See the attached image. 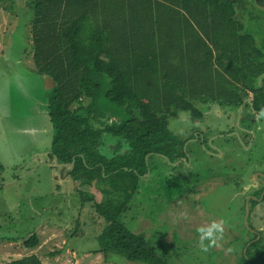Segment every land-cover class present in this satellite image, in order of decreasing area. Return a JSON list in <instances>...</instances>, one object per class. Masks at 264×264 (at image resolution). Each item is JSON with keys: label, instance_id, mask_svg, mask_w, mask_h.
Masks as SVG:
<instances>
[{"label": "trees", "instance_id": "obj_1", "mask_svg": "<svg viewBox=\"0 0 264 264\" xmlns=\"http://www.w3.org/2000/svg\"><path fill=\"white\" fill-rule=\"evenodd\" d=\"M244 3L249 0H30L33 63L56 82L48 97L55 127L49 157L75 160L74 179L108 178L125 195L120 205L94 203L106 225L93 252L106 260L167 264L158 245L118 217L148 172L146 158L185 156L186 140L172 134L171 118L186 111L200 118L211 102L239 106L250 92L254 109H264V52L240 21ZM254 3L264 8V0ZM99 120L102 127L94 124ZM105 134L129 149L107 158L100 152ZM24 245L35 248L37 236ZM8 264L42 263L33 255ZM239 264H264L263 237L242 251Z\"/></svg>", "mask_w": 264, "mask_h": 264}, {"label": "rangeland", "instance_id": "obj_2", "mask_svg": "<svg viewBox=\"0 0 264 264\" xmlns=\"http://www.w3.org/2000/svg\"><path fill=\"white\" fill-rule=\"evenodd\" d=\"M29 2L0 0V236L26 240L35 234L36 255L56 264H146L119 256L106 260L102 253L93 252L106 225L94 203L107 208L113 200L120 205L124 193L114 191L108 178L96 177L91 184H84L71 176L72 165L61 173L59 167L53 168L54 159L48 161L46 151L51 148L55 127L49 116L50 91L33 63ZM238 16L264 52V8L249 0L238 8ZM262 83L261 76L259 85ZM252 95L244 97L253 99ZM221 106L211 102L203 106L200 118L186 111L169 120L172 134L186 140L188 162L174 166L175 162L151 155L148 172L140 177L137 192L118 217L129 230L158 245L167 264H239L245 244L256 237L252 230L264 238V202L255 207L248 222L242 208L254 187V172L250 175L247 168L254 169V178L257 172H264L263 118L253 123L261 126L253 146V136H236V131L226 140L209 138L218 132L209 130L208 124ZM94 124L103 126L100 120ZM222 141L228 149L216 153ZM128 149L123 139L107 134L102 138L100 152L107 158ZM235 149L239 156L230 153ZM230 173L234 177L229 178ZM222 185L229 191L219 190ZM214 221L223 222V239L202 251L198 229Z\"/></svg>", "mask_w": 264, "mask_h": 264}, {"label": "flooded vegetation", "instance_id": "obj_3", "mask_svg": "<svg viewBox=\"0 0 264 264\" xmlns=\"http://www.w3.org/2000/svg\"><path fill=\"white\" fill-rule=\"evenodd\" d=\"M253 105H254L253 99H248L245 97L244 102L240 104L239 106H224V107L221 106L220 109L222 111L218 109L220 113L222 114L220 117L217 116L218 110L213 112L212 117L215 118V120L211 118L213 121L212 123L210 122L208 124L209 126L208 129L216 130L218 132L212 133L213 134L212 137L214 139L216 137L218 138L224 137L227 139L228 138L227 136L235 131L237 134H240L241 136H247L250 133L249 131H252V130H254L255 133L259 132L261 126L260 125L255 126L253 125V123L258 119L257 115L261 111L252 109ZM261 118H263L261 119V121L264 122V117H261ZM249 122H251L250 125L248 124ZM196 136H199V135L196 134ZM222 148L228 149L225 143H222L220 144V148L216 147V153H218L219 150ZM256 177H257L256 179H252V183H251V187L253 186L254 187L249 191L248 195L244 199V203H243L244 205L242 206V208L244 207V215H246L247 201H248L249 215L253 214V211L257 205L264 202V172L258 173ZM212 207L214 209L216 205H212ZM239 211L241 212V209ZM254 234L258 236V234L260 233L255 231ZM252 241L253 240H251L249 243H251Z\"/></svg>", "mask_w": 264, "mask_h": 264}, {"label": "crops", "instance_id": "obj_4", "mask_svg": "<svg viewBox=\"0 0 264 264\" xmlns=\"http://www.w3.org/2000/svg\"><path fill=\"white\" fill-rule=\"evenodd\" d=\"M0 27H2L1 25H0ZM44 77H45V80H44V87H45V89L46 90H48V91H51L53 88V86H54V83H52L51 82V80L47 77V75H43ZM224 107V106H223ZM222 114L220 113V111L218 110V112H217V116L218 117H220ZM212 119H214L215 120V118H213V117H211ZM212 121L213 120H211V123H212ZM210 123V122H209ZM261 128V127H260ZM250 133L247 135V136H249V137H252V140H251V146H253L254 145V143H256L255 142V137H256V133L254 132V130H252V131H249ZM236 134V136L238 135L239 136V134H237V133H235ZM213 136V134L210 136V137H212ZM229 136H231V134L229 135ZM209 137V138H210ZM217 138V140H219V139H222V138H224V137H216ZM215 138V139H216ZM197 140V142H199L200 140H199V137L197 136V138H196ZM225 140H226V138H224ZM241 139V138H240ZM222 143H224V141H222V142H219V145L220 144H222ZM101 148H102V145H101ZM100 148V149H101ZM248 149V148H247ZM184 151H186V147H185V144H184ZM47 152V154L50 156V150L49 151H46ZM187 152V151H186ZM185 152V156L184 157H182V158H180L178 161H176L175 163V165L174 166H176V165H178L179 163L180 164H182V163H184V162H188V155H187V153ZM230 153H234L235 154V157L236 156H239V153L237 152V150L235 149V151L234 152H232V151H230ZM112 156H114V155H112ZM222 156H223V153H222ZM159 157H162L161 155H159ZM163 158V157H162ZM164 159H166V158H164ZM167 160V159H166ZM52 162V166H53V168H54V164H53V160L51 161ZM242 169H244V168H242ZM247 169H249L250 170V175H251V173H255V171H254V169L252 168V167H249V168H247ZM54 171H55V169H54ZM57 172V170L55 171V173ZM60 172L62 173L63 171H62V169L60 170ZM244 173V172H243ZM254 173L252 174V176H251V178L252 179H256L257 177L255 176V178H254ZM258 173H260V172H257V174ZM256 174V175H257ZM228 175V174H227ZM238 175H240V176H243L244 174H238ZM226 176V175H225ZM225 176H223V177H225ZM231 176H233L234 177V175L233 174H229V178H231ZM221 177V176H220ZM222 177V178H223ZM243 177H245V176H243ZM245 180V179H244ZM229 187H225V186H223L222 185V187H219L218 189L220 190H223V191H229V189H228ZM247 192H248V190H249V188L247 187L246 189H245ZM245 190H244V192H245ZM60 191V190H59ZM240 194V193H239ZM67 195V194H66ZM234 197H235V195H233ZM255 204V203H254ZM231 208L230 207H228V210H230ZM247 210H249V208H248V201H247V209H246V215H247ZM229 212V211H228ZM245 215V216H246ZM248 215H249V213H248ZM249 217H250V215H249ZM249 217H248V219H249ZM245 220V219H244ZM248 221V220H247ZM46 229H49V228H46ZM50 231H53V232H55V230L53 229V228H50ZM255 232V230L254 231H252V233H254ZM258 236H260V234H258ZM258 236H256V238L253 240V241H255L256 239H257V237ZM39 237V236H38ZM260 238H261V236H260ZM246 248V247H245ZM37 249L36 248H29V247H27V246H25L24 245V240H21L19 237H17V236H15V235H11V236H3V237H1L0 236V264H8V263H10V262H12V261H16V260H20V259H24V258H28V257H31V256H33V255H35L40 261H41V263L42 264H56L55 262H54V260H51V259H49V260H46V261H44L43 259H42V257H40V256H38V255H36V253H35V251H36ZM244 251H245V249H244Z\"/></svg>", "mask_w": 264, "mask_h": 264}, {"label": "clouds", "instance_id": "obj_5", "mask_svg": "<svg viewBox=\"0 0 264 264\" xmlns=\"http://www.w3.org/2000/svg\"><path fill=\"white\" fill-rule=\"evenodd\" d=\"M257 86H259L258 81ZM260 117H264V109H262L261 112L258 114V119ZM198 231L200 233V248L202 251L207 252L209 248L215 246L219 240L223 239L224 225L222 221H214L207 227H200ZM205 240L209 241L207 245L204 243Z\"/></svg>", "mask_w": 264, "mask_h": 264}, {"label": "water", "instance_id": "obj_6", "mask_svg": "<svg viewBox=\"0 0 264 264\" xmlns=\"http://www.w3.org/2000/svg\"><path fill=\"white\" fill-rule=\"evenodd\" d=\"M47 77L51 80L52 83H54V86L52 87V88H54V87L56 86V82L54 81V79H53L52 77H50V76H48V75H47ZM252 109H254L253 106H252ZM254 111H255V110H254ZM161 156H162L163 158H166V159L170 162V160H169L167 157H165L164 155H161ZM47 158H48V161H50V158H49V155H48V154H47ZM53 159H54V160H53V161H54V165L57 166V167H59L60 169H62V171H63V168H64L65 166L69 165V164L59 163L58 158H57L56 156H54ZM147 161H148V160H147V158H146V162H147ZM74 162H75V160L72 161L71 165H73ZM175 164H176V163H174L173 165H175ZM248 213H249V210H247V215L245 216V222H248V221H247V220H248V217H249ZM252 231H253V230H252ZM258 239H260V236H258L256 240H258ZM252 242H254V241H252ZM252 242H251V243H252ZM251 243H249V244L247 245V247H248ZM247 247L245 248V251L247 250ZM245 251H244V252H245Z\"/></svg>", "mask_w": 264, "mask_h": 264}, {"label": "built area", "instance_id": "obj_7", "mask_svg": "<svg viewBox=\"0 0 264 264\" xmlns=\"http://www.w3.org/2000/svg\"><path fill=\"white\" fill-rule=\"evenodd\" d=\"M253 96V95H252ZM253 98V97H252Z\"/></svg>", "mask_w": 264, "mask_h": 264}]
</instances>
